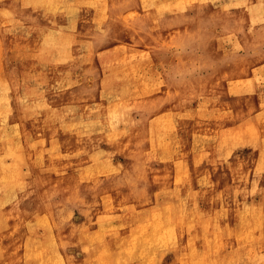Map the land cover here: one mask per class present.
<instances>
[{
  "label": "rangeland",
  "instance_id": "rangeland-1",
  "mask_svg": "<svg viewBox=\"0 0 264 264\" xmlns=\"http://www.w3.org/2000/svg\"><path fill=\"white\" fill-rule=\"evenodd\" d=\"M52 1L55 6L49 13L62 14L80 31L76 34V49L71 46L63 56L66 62L76 63L74 78L80 88L92 93L98 104L137 108L132 113L134 124L40 125L33 121L19 128L4 126L0 121V138L4 149L10 150L4 160L6 169L21 158L39 159L50 175L47 183L52 187L66 179L82 180L84 187L72 198L64 200L55 193L50 201L46 200L48 223L56 235L69 236L76 229L81 232L74 237L78 244L66 241L62 249L65 255L76 264H264L263 242L237 226L231 235L213 241L187 237L179 231L182 236L175 240L180 242L178 248L156 245L154 179H159L163 164L153 159L151 134L142 126L150 116L146 109L151 107L154 94L159 100L153 103L157 116L168 122L166 132L172 141L168 159L175 164L176 173L197 138L220 139L233 127L238 132H246L247 128L264 131V16L253 23L245 21L242 0L238 4L228 0H170L169 7L155 5L157 0ZM14 4L27 13L42 7L38 10L42 13L51 2L42 6L38 0L0 1L2 8ZM52 16L45 20L53 21ZM230 16L239 23L233 26ZM29 21L26 17L11 20L10 12L0 14V27L4 24L7 38L6 45L0 44V77H10L5 84L12 87L13 94L23 95V90H30L35 75H25L22 69L38 58L40 45L35 38L46 30L37 25L28 28ZM112 51L119 52L123 67L131 60L133 76L107 98L99 84L107 54ZM1 116L0 110V120ZM236 153L242 160L254 159L247 145L238 147ZM132 157L142 159L135 178L128 172ZM102 159L110 161L112 169H105ZM25 166L21 167L27 173L29 168ZM7 189L3 181L0 207L7 218L0 226V264H57L53 249H42L38 238L43 233L37 236L27 231L28 222L14 207L8 216L12 204L8 203ZM160 201H164L163 196ZM22 204L27 209L33 207L30 197Z\"/></svg>",
  "mask_w": 264,
  "mask_h": 264
},
{
  "label": "bare ground",
  "instance_id": "bare-ground-1",
  "mask_svg": "<svg viewBox=\"0 0 264 264\" xmlns=\"http://www.w3.org/2000/svg\"><path fill=\"white\" fill-rule=\"evenodd\" d=\"M0 1L2 2V0ZM38 1L43 2L42 6L48 2H51V5L42 13L38 12L42 7L36 9L34 13H27L26 9L23 10L15 4L7 8H2L0 5V14L10 12L11 20L13 18L17 20V17H26L30 19L29 23L26 24L28 28H33L36 25L37 28H46L45 33L39 34L35 38V41L40 45L38 58L32 63L24 65L22 69L23 72H26L25 75L28 72L35 75L31 79L30 86H28L30 90H23V95L13 94L12 87L5 84L10 77H0L1 124H4V126H19V128H26L33 121L38 122L40 125L76 123L82 126H92L94 124L111 126L116 122L134 124L132 113L137 109L135 106H117L113 108L106 103L98 104L92 93L80 88L74 78L76 63L74 61L66 62L67 59H63L64 54L72 47L76 49V34L80 31L72 21L66 19L62 14H58L56 11L49 13L48 10L55 6L52 0ZM228 1L234 4L240 2V0ZM242 1L244 2L243 6L245 5V21L253 23L255 19L264 16V13H262L264 8L262 0ZM155 5L159 7L167 5L166 7H169L170 0H157ZM49 16H52L53 21L45 20ZM230 17L233 26H235L237 19L233 16ZM3 25L0 27V44L6 45L7 38L4 36ZM207 50L212 52L211 46H208ZM119 60V52L112 51L107 54V62L103 66L104 73L99 85L101 90L105 91L102 93L107 98L109 93L115 92L122 83L124 86L127 85L124 81H128L129 76H133L131 69L133 63L129 62L131 60L129 59L124 67L119 63ZM186 78L189 79V77ZM150 103L151 107L146 109L150 116L142 123V126L151 134L150 143L155 150L153 159L163 164L159 179H154L156 190L155 203L152 208H154L153 218H155L157 225L154 230V237L157 240L156 245L178 248L180 242L175 240L182 236L179 231L187 237L213 241V239L231 235L236 226L240 228L241 232L262 241L264 245V131L260 129L258 132L254 128H247L246 132H238V128L233 127L228 130L229 134H227V131L224 133L227 135L224 136L223 134V138L220 139H213L208 136L197 138L191 145L192 150L184 157L176 173L175 164L173 165L168 159V156L172 154V141L168 140L166 132L168 122L167 120L165 122L159 120L158 111L153 107V103L156 105L159 100L154 94L153 102L151 97ZM243 145L249 146L252 155H254V159H251L250 162L249 159L242 160L237 156L236 149ZM9 155L10 150L4 149L3 141L0 138V165H4V160ZM38 160L21 158L13 166H9L8 169L5 168L6 165H4V168L0 167V188L3 186L4 181L8 188L6 190L8 203L12 204L8 216L14 207L23 220L28 222L27 231L37 236L43 233L44 236L38 238V240H42V249H53V257L57 264H76L72 258L65 255L62 249L65 247L66 241L73 244L75 235H80L81 232L75 228L76 232L71 231L69 236L56 235L55 229L50 225L51 223H48L50 218L45 212V205L47 201H50L52 194L58 193L64 200H68L75 196L77 191L84 185L80 183L82 180L71 179L62 181L57 187L48 185L47 177L50 175L44 171L43 162ZM101 161L105 164H102L105 169H112L113 164L111 165L110 161L107 159ZM141 163V158L132 157L129 159L128 172L133 178L138 175ZM22 165L29 168L27 173L24 172ZM4 169L8 170L5 174H3ZM123 183L121 184L124 185ZM160 196L164 197L163 202L160 201ZM27 197H30L33 202V207L30 209L25 208L22 204ZM256 197L260 199L256 200ZM0 206H2V197ZM6 218L7 216L2 213L0 207V226ZM99 220L103 221V219ZM179 226H182V229H179ZM52 238L57 241L54 242ZM162 238H166L167 241L160 242ZM30 240L32 239L30 238ZM249 244L251 243L249 242ZM32 251L34 250L32 249ZM246 257H244L245 260Z\"/></svg>",
  "mask_w": 264,
  "mask_h": 264
}]
</instances>
